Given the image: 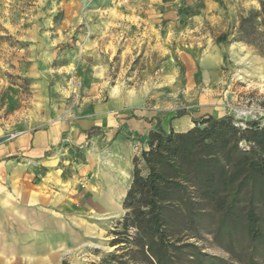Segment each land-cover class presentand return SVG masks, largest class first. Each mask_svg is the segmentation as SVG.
I'll list each match as a JSON object with an SVG mask.
<instances>
[{
    "label": "rangeland",
    "instance_id": "obj_1",
    "mask_svg": "<svg viewBox=\"0 0 264 264\" xmlns=\"http://www.w3.org/2000/svg\"><path fill=\"white\" fill-rule=\"evenodd\" d=\"M260 1L2 0L0 145L124 96L171 128L183 116L193 128L206 115L264 125V54L238 39L241 17ZM125 215L123 206L99 222L84 251L60 264H101L122 253L124 244L112 243L124 240L114 231L122 232ZM170 215L176 244L190 247L168 264H239L226 249L228 232L217 239L214 215L200 217L189 235L182 217ZM233 235L243 241L240 227Z\"/></svg>",
    "mask_w": 264,
    "mask_h": 264
},
{
    "label": "crops",
    "instance_id": "obj_2",
    "mask_svg": "<svg viewBox=\"0 0 264 264\" xmlns=\"http://www.w3.org/2000/svg\"><path fill=\"white\" fill-rule=\"evenodd\" d=\"M134 108L129 96L87 104L74 122L0 145V264H60L84 251L96 225L123 208L150 132L192 128L188 116L171 128Z\"/></svg>",
    "mask_w": 264,
    "mask_h": 264
},
{
    "label": "trees",
    "instance_id": "obj_3",
    "mask_svg": "<svg viewBox=\"0 0 264 264\" xmlns=\"http://www.w3.org/2000/svg\"><path fill=\"white\" fill-rule=\"evenodd\" d=\"M238 39L264 54V0L259 10L241 17ZM134 166L124 201L126 215L119 223L123 230L114 231L124 240L112 243L125 248L101 264L171 262L175 250L189 246L176 244L172 213L182 217L188 235L200 217L214 215L217 239L228 232L226 249L232 260L264 263V125L241 126L229 116L206 115L186 132L159 126L150 132L148 149L134 159ZM239 227L242 242L233 235ZM235 242L244 249L239 254Z\"/></svg>",
    "mask_w": 264,
    "mask_h": 264
},
{
    "label": "built area",
    "instance_id": "obj_4",
    "mask_svg": "<svg viewBox=\"0 0 264 264\" xmlns=\"http://www.w3.org/2000/svg\"><path fill=\"white\" fill-rule=\"evenodd\" d=\"M15 137V136H14ZM14 137H12V138H14Z\"/></svg>",
    "mask_w": 264,
    "mask_h": 264
}]
</instances>
